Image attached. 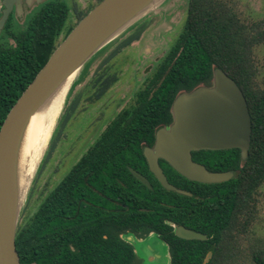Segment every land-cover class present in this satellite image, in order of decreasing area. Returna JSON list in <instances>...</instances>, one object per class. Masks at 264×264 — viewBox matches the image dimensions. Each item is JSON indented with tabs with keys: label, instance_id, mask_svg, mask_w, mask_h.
I'll list each match as a JSON object with an SVG mask.
<instances>
[{
	"label": "trees",
	"instance_id": "16d2710c",
	"mask_svg": "<svg viewBox=\"0 0 264 264\" xmlns=\"http://www.w3.org/2000/svg\"><path fill=\"white\" fill-rule=\"evenodd\" d=\"M244 10L242 0H189L184 27L153 74L155 94L150 97L149 92L138 93V104L120 113L90 145L37 218L49 214L55 199L66 204L70 201L62 196L94 194L83 191L86 186L97 187L108 195H121L124 200L135 194L136 204L153 206L154 219L178 220L182 203V223L209 236L208 241L182 239V264H204L209 250L212 258L207 264H264V240L250 232L256 225V195L264 185V84L258 79L256 56V49L264 44V18L252 20ZM69 12L67 2L52 0L38 6L24 28L12 16L9 18L0 36V129L14 104L48 62L62 33L65 31L67 37L77 25L66 27ZM88 12L81 13L78 20ZM146 28V24L136 26L114 56L138 40ZM216 69L232 78L247 100L252 119L249 155L243 160L239 149L193 152L194 160L210 170L232 173L229 181L220 184L189 181L165 162L170 183L191 193L181 197L165 190L149 172L143 150L153 145L162 124L171 122L170 107L177 94L209 84ZM117 73L115 69L104 73L110 82L106 90L118 80ZM103 92L99 90L96 97L99 99ZM60 134H54L37 177ZM129 167L148 173L155 187L153 192L132 175ZM121 185L130 189L115 190ZM68 187L73 190L62 189ZM21 242L18 227L19 255ZM173 246L174 264H179L178 246Z\"/></svg>",
	"mask_w": 264,
	"mask_h": 264
},
{
	"label": "water",
	"instance_id": "95a60500",
	"mask_svg": "<svg viewBox=\"0 0 264 264\" xmlns=\"http://www.w3.org/2000/svg\"><path fill=\"white\" fill-rule=\"evenodd\" d=\"M49 1L52 0H1L0 35L14 10L18 17H22L25 7L41 6ZM166 1L168 0L99 2L59 44L9 111L0 129V264H20L16 237L22 209L32 187L31 185L24 196L25 190L20 181V162L32 118L75 75L69 95L79 72L107 46L138 26L143 18L158 10ZM172 113L174 122L171 126L159 129L154 147L144 149L150 171L161 185L169 191L191 196V193L180 190L168 181L159 165L160 160L166 161L180 175L193 182L220 184L229 181L232 173L209 170L205 165L194 161L192 152L239 149L241 158L247 159L252 119L247 100L238 84L223 70L216 69L212 85L200 86L180 94L174 101ZM55 128L56 124L54 130ZM45 155L46 152L34 180ZM130 171L141 183L151 188L147 178L132 168ZM177 234L185 240L207 239V235L183 226L182 231L178 230ZM211 258L212 253H209L204 264Z\"/></svg>",
	"mask_w": 264,
	"mask_h": 264
},
{
	"label": "flooded vegetation",
	"instance_id": "af4514ba",
	"mask_svg": "<svg viewBox=\"0 0 264 264\" xmlns=\"http://www.w3.org/2000/svg\"><path fill=\"white\" fill-rule=\"evenodd\" d=\"M11 16L15 19L18 17L15 10ZM141 37L138 40H134L126 47L120 49L114 56V53L118 49L117 48L111 53L110 57H107L103 61L93 76L86 83L83 90L79 93L78 97H76L73 101V105L70 107L73 111L80 106L81 101H84L87 108H92L108 95L111 89L119 82L121 79V73H123L121 70L123 62L121 63L120 61L119 63H114V58L120 54L121 51L131 47L135 42H138ZM164 56L156 63L154 70H152V74L148 75L143 81L142 88L136 91L135 96L133 97L132 105L122 109L116 114L114 119L124 110L138 104V93L140 91L149 92L150 97L155 94V90L152 88L154 85L151 83V80L153 79V74L160 62L163 60ZM114 69L117 70L119 78L114 85L110 86L106 90L110 82L107 80V76L104 75V73L107 72V70L113 71ZM212 82L213 79L209 84L201 86H211ZM99 90H104V92L98 99L96 94ZM182 93L183 92L181 91L177 94L175 99ZM175 99L170 107V113L172 115L171 122L162 124L159 129L169 127L174 122L172 106ZM113 120H111L107 127ZM156 133L153 145L145 148L154 147ZM165 162L166 161L164 160H160L159 165L163 169L164 174L169 181L167 176V162ZM146 164L149 172L152 173L147 160ZM130 168L132 167H129V171ZM137 172L148 179L151 184V188L143 183L142 184L153 192L155 187L152 185V181L148 173L144 171ZM153 176L155 177L154 174ZM58 185L59 183L49 189L46 187L47 191L42 192L41 195L38 196V204L35 206L33 211H31L32 201L38 187L34 185L30 189L22 212V219L19 223L22 235L19 255L20 264H159L164 260V258L165 260H168L169 258V264H174L173 252L176 247L174 248L173 243L178 246L177 248L179 250L180 257L179 264H182V236H179L177 232L180 229L182 231V226L187 229L198 231L197 229L186 226L182 223V203L179 205L180 218L178 220L167 217L154 219L152 211L153 206L136 204L134 201L136 198L135 194H132L130 199L124 200L121 195H108L94 186L83 187V191L86 190L94 193L88 196H75L72 194L62 196V198L70 200L67 204L55 199L54 206H51L49 214L44 213L40 218H37L39 210L44 206L50 195L59 188ZM62 189L73 190L70 187ZM121 189L129 190L130 188L128 186L121 185L115 190L118 191ZM179 189L185 190L182 188ZM131 190L136 192L137 189L131 188ZM179 195L182 197V194ZM148 197L151 200H154L152 195H149ZM153 240L163 243L168 248V253L162 255L156 252L155 247L150 244ZM208 240L209 236L207 235L206 240L199 241ZM141 245L143 246L141 247ZM153 252H156V255L153 254ZM209 253H212V251H207L204 259L207 258Z\"/></svg>",
	"mask_w": 264,
	"mask_h": 264
},
{
	"label": "rangeland",
	"instance_id": "374dc122",
	"mask_svg": "<svg viewBox=\"0 0 264 264\" xmlns=\"http://www.w3.org/2000/svg\"><path fill=\"white\" fill-rule=\"evenodd\" d=\"M64 1L67 2L70 8V15L66 25V27H69L70 25L78 24L81 13L90 11L102 0ZM188 2L189 0H168L158 10L143 18L139 24H146L147 29L141 39L131 47L121 51L113 60L114 63L123 62L121 69L123 73H121L119 82L102 101L92 108H87L84 101H81L80 106L73 112H70L73 101L78 97L98 67L136 30V27L130 29L112 42L82 72H79L80 74L77 75L75 85L67 96L57 119L54 134L56 132H60L61 134L57 139L56 146L52 154L44 162L41 175L36 176L32 184V186L36 185L38 188L33 197L31 211L38 204V196L42 192L47 191L46 187L49 189L60 183L90 145L105 130L111 120L114 119L116 114L132 105L136 91L142 88L143 81L148 75L152 74L156 63L168 52L181 33L187 17ZM242 2L248 18L252 20L264 18V0H242ZM37 9L38 7L36 6L32 8L27 7L22 17L14 18L15 23L20 28H24L27 19ZM1 11L0 7V15ZM65 38L64 31L58 39L57 45L59 46ZM256 56L260 71L258 79L261 84H264V44L256 49ZM67 117L69 119L66 122ZM256 199V225L251 228L250 232L252 236L260 237L264 240V185L259 189ZM21 216L20 221L22 219ZM150 244L155 247L156 252L159 254L165 255V253H168V248L163 243L153 240ZM156 252H153V254L156 255ZM159 264H169V258L168 260L164 258Z\"/></svg>",
	"mask_w": 264,
	"mask_h": 264
},
{
	"label": "bare ground",
	"instance_id": "6f19581e",
	"mask_svg": "<svg viewBox=\"0 0 264 264\" xmlns=\"http://www.w3.org/2000/svg\"><path fill=\"white\" fill-rule=\"evenodd\" d=\"M74 79L75 75L44 109L32 118L28 127L20 162V181L25 190L24 196L27 195L33 183Z\"/></svg>",
	"mask_w": 264,
	"mask_h": 264
}]
</instances>
